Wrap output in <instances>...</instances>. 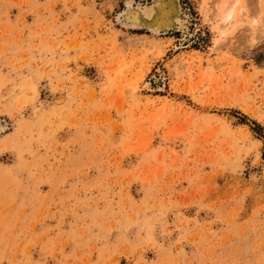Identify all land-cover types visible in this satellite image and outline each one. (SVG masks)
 Wrapping results in <instances>:
<instances>
[{
  "label": "rangeland",
  "instance_id": "374dc122",
  "mask_svg": "<svg viewBox=\"0 0 264 264\" xmlns=\"http://www.w3.org/2000/svg\"><path fill=\"white\" fill-rule=\"evenodd\" d=\"M129 1L0 0V264H264V0Z\"/></svg>",
  "mask_w": 264,
  "mask_h": 264
},
{
  "label": "bare ground",
  "instance_id": "6f19581e",
  "mask_svg": "<svg viewBox=\"0 0 264 264\" xmlns=\"http://www.w3.org/2000/svg\"><path fill=\"white\" fill-rule=\"evenodd\" d=\"M237 2L239 1L237 0L234 2V0H231V2H224L223 4H221V7L216 9V12L214 13L212 18L215 20L217 19L219 22L217 26L218 34L225 35V32H223V30L233 21L234 12L232 8L234 4H238ZM131 3L132 0L129 1L127 4H129L130 6ZM136 7L133 8V6L131 5L130 9L123 13V21L121 25L124 28H129L133 30L145 29L148 33L156 36L167 35L171 33L169 31H179L182 33L181 36L184 38L183 40L189 37V18L186 16L187 14L184 15L185 12L183 13V9L179 0H152L149 5H139V7ZM263 9L264 8L262 7V10ZM263 13L264 11L262 12V14ZM136 80L137 79H135V81Z\"/></svg>",
  "mask_w": 264,
  "mask_h": 264
},
{
  "label": "trees",
  "instance_id": "16d2710c",
  "mask_svg": "<svg viewBox=\"0 0 264 264\" xmlns=\"http://www.w3.org/2000/svg\"><path fill=\"white\" fill-rule=\"evenodd\" d=\"M253 125H254V127H255L257 130H262V129H263V128H261V126H260L259 124L255 123V122H253ZM262 139H264V138H262Z\"/></svg>",
  "mask_w": 264,
  "mask_h": 264
},
{
  "label": "water",
  "instance_id": "95a60500",
  "mask_svg": "<svg viewBox=\"0 0 264 264\" xmlns=\"http://www.w3.org/2000/svg\"><path fill=\"white\" fill-rule=\"evenodd\" d=\"M147 1H148V2H147ZM147 1H146V0H143V2H145L144 4H146V3H147V4H148V3H151L152 0H147Z\"/></svg>",
  "mask_w": 264,
  "mask_h": 264
}]
</instances>
